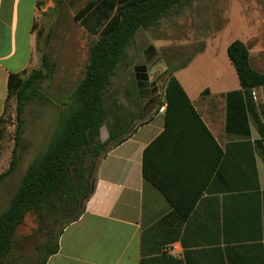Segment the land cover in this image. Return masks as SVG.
Listing matches in <instances>:
<instances>
[{"label":"crops","instance_id":"obj_1","mask_svg":"<svg viewBox=\"0 0 264 264\" xmlns=\"http://www.w3.org/2000/svg\"><path fill=\"white\" fill-rule=\"evenodd\" d=\"M51 3L0 0V119L14 109L10 76L40 67L35 29ZM249 40L241 39L264 73V29ZM205 53L174 72L223 152L191 214L182 217L142 173L145 149L165 128V85L157 103L141 102L148 122L99 162L84 213L46 264H264V87L243 89L228 54L226 71L207 79L194 67Z\"/></svg>","mask_w":264,"mask_h":264},{"label":"trees","instance_id":"obj_2","mask_svg":"<svg viewBox=\"0 0 264 264\" xmlns=\"http://www.w3.org/2000/svg\"><path fill=\"white\" fill-rule=\"evenodd\" d=\"M79 0H55L53 12L63 16L65 9ZM201 0H88L74 15V21L95 38L89 47V59L83 78L72 91L49 143L27 168L20 185L0 212V264H17L15 236L26 215L34 214L40 228L48 233L44 256L39 264L59 250L64 229L80 219L85 203L92 195L99 162L109 149L124 142L135 130L126 128L123 106L114 99L119 113L107 105V95L118 68L128 57L140 30H150L161 20L179 13ZM240 85L245 90L264 87V73L252 65L250 47L241 40L227 48ZM168 72L165 88L164 131L145 149L142 161L144 179L158 189L184 218L194 210L222 158V150L209 131L180 81ZM55 66L47 53L41 68L28 76L11 75L10 96H16L15 148L7 171L0 174V184L16 169L18 148L23 141L24 113L29 101L39 94L40 85L51 79ZM127 97L139 99L134 86ZM264 119V104L260 106ZM122 113V114H121ZM140 125L146 124L143 114ZM4 119H0V140ZM108 138L100 142L103 128ZM91 160V164L87 162ZM59 230L54 233V226ZM19 258V259H18Z\"/></svg>","mask_w":264,"mask_h":264},{"label":"rangeland","instance_id":"obj_3","mask_svg":"<svg viewBox=\"0 0 264 264\" xmlns=\"http://www.w3.org/2000/svg\"><path fill=\"white\" fill-rule=\"evenodd\" d=\"M87 1L79 0L74 6L66 8L63 16H59L53 12L55 0H52L51 6L40 16L35 29L40 55L39 68L42 55L47 53L55 66V73L40 85L38 96L26 106L17 167L0 184V212L8 206L29 165L46 149L60 113L66 107L64 104L69 101L70 94L84 76L89 47L95 38L74 21V15ZM259 27L264 29V0H201L161 20L150 30H140L128 50L126 62L118 68L107 95V105L113 111L109 122L112 123L119 115L114 105L115 98L123 106L125 114H121L128 130L141 121L139 116L144 110L142 106L136 105L139 99H129L126 94L132 92L134 86L139 91L134 71L136 67L147 66L149 81L155 82L157 88L163 91L170 70L188 64L195 56L206 51L197 59L194 67L202 68L205 77L211 79L214 69L220 73L226 71L222 60L227 56L228 45L248 35L251 39L249 45L254 46V34ZM214 52L220 54L215 55ZM253 55L252 65L259 70L262 64L256 53ZM12 103L14 109L2 124L0 174L9 168L15 148V95H12ZM107 138L108 131L104 127L100 142ZM90 164L91 160L87 162V165ZM57 230L59 226L55 225L54 233ZM47 233L40 228L34 214L26 215L15 236L13 255L16 258L21 256L17 264L41 262L44 256L41 250L49 238Z\"/></svg>","mask_w":264,"mask_h":264},{"label":"flooded vegetation","instance_id":"obj_4","mask_svg":"<svg viewBox=\"0 0 264 264\" xmlns=\"http://www.w3.org/2000/svg\"><path fill=\"white\" fill-rule=\"evenodd\" d=\"M138 83L140 84L141 102L147 101L148 105H154L157 103V84L155 82H150L149 79L145 80L143 78H140Z\"/></svg>","mask_w":264,"mask_h":264},{"label":"water","instance_id":"obj_5","mask_svg":"<svg viewBox=\"0 0 264 264\" xmlns=\"http://www.w3.org/2000/svg\"><path fill=\"white\" fill-rule=\"evenodd\" d=\"M135 74H136V79L139 81L140 78H143L145 80H148L149 79V76H148V69H147V66H138L135 68ZM138 86H139V96L141 98V91H140V84L138 83Z\"/></svg>","mask_w":264,"mask_h":264},{"label":"built area","instance_id":"obj_6","mask_svg":"<svg viewBox=\"0 0 264 264\" xmlns=\"http://www.w3.org/2000/svg\"><path fill=\"white\" fill-rule=\"evenodd\" d=\"M254 89H256V88H254ZM254 95H255V99H257V98H258V97H257V93H254ZM166 108H167V104L165 103V104H163V106L161 107L160 111L165 112V111H166Z\"/></svg>","mask_w":264,"mask_h":264}]
</instances>
